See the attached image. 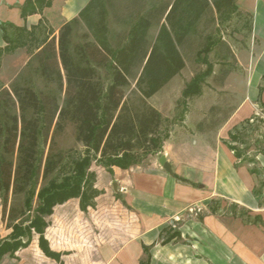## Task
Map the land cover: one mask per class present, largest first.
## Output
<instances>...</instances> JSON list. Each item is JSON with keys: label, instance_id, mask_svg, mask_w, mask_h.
<instances>
[{"label": "crops", "instance_id": "1", "mask_svg": "<svg viewBox=\"0 0 264 264\" xmlns=\"http://www.w3.org/2000/svg\"><path fill=\"white\" fill-rule=\"evenodd\" d=\"M91 1L0 0V90L9 86L23 65L47 41L58 38L65 24L78 20L73 36L77 26L87 32L80 14ZM175 1L152 0L148 4L143 0L139 12L129 20L118 11V0H110V9L118 24L129 25L126 31L129 32L132 23L140 16L157 8L161 11L168 4L163 15L151 20L148 40L153 46L161 27L165 25L170 29L166 18ZM209 2L210 9L191 28L187 41L179 49L186 64L182 50L191 44L195 35L198 36L204 19L210 17V21L216 23L223 36L215 40L212 35H207L216 43L211 53L219 46L224 47L226 55L219 62L227 63L234 59L239 70L234 68L222 84L215 81L216 86L209 90L208 95L223 93L239 96V105L233 113L218 118L215 113L217 107L212 113L211 109L215 106L208 104L202 110L193 108L184 112L177 123L174 119L177 108L168 107L163 100L173 94L172 85L181 78L185 67L148 100L164 119H174L162 150L142 156L129 169L112 167V175L127 205L138 218L136 234L121 246L97 242L86 246L83 239L80 242L79 237L74 239L71 233L63 234L58 227L60 222H68L73 216L60 219L54 215V210L52 215L44 217L47 227L42 244L51 254L42 249L41 235L33 229L29 245L20 247L13 255L4 253L0 264H141L148 253L152 254L151 264H264V151L255 153L249 160L244 152L242 158L236 157L230 148L242 151L236 146V143L242 142L238 137H232H236L237 131L246 125L253 124L254 116L263 111L264 0H236L232 8L222 9L221 13L216 10L213 0ZM104 3L109 16L107 0ZM125 9L129 10L127 6ZM231 14L238 19L248 17L250 22H225ZM154 28L156 35L152 41L150 36ZM29 48H35L32 55H29ZM199 50L196 51L197 60ZM246 66H251L252 70L245 71ZM197 75H193L192 79ZM220 75L221 72L213 71L207 78L218 80ZM186 87L177 92L179 96H183ZM202 94L203 87L201 93L193 97L199 98ZM153 101L155 103L152 104ZM195 111L211 112L209 115L201 113V117H207L209 122L205 127L196 125L193 118ZM162 156L166 158L170 170L161 164ZM191 209L195 210L191 223L196 227L187 233L194 240L192 245L179 247L169 246L168 243L151 253V246L158 242L163 230L189 215ZM28 223L24 222L22 226ZM12 232L13 229L0 245L5 241L15 242L10 239ZM17 240L26 243L29 237L21 236Z\"/></svg>", "mask_w": 264, "mask_h": 264}, {"label": "trees", "instance_id": "2", "mask_svg": "<svg viewBox=\"0 0 264 264\" xmlns=\"http://www.w3.org/2000/svg\"><path fill=\"white\" fill-rule=\"evenodd\" d=\"M236 0H213L216 10L232 8ZM157 8L140 16L132 23L129 32L119 34L116 42L110 40L108 12L104 0H92L80 14L87 32L83 44H74V26L78 20L65 24L58 38H52L34 55L41 78L54 84L64 95L63 103L55 93H38L29 85L13 83L0 90V202L4 217L9 213L17 221L14 208H9L11 195L25 194V207L33 210L34 198L38 206L34 215L24 222L14 223L11 240L0 245V258L6 252L12 255L26 247L33 229L43 233L47 227L44 217L52 215L57 205L70 199H79L85 211L93 204L99 192L94 188V175L89 173L92 162L99 160L104 167L129 169L142 156L162 150L167 134L163 131L165 120L160 111L147 101L167 85L185 67L179 47L188 39L191 28L210 9L209 0H176L167 15L170 29L163 25L156 42L151 46L148 33L151 20L158 19L168 8ZM216 43L206 37L198 52V61L207 65L205 72L197 75L187 85L183 96L193 97L202 91V82L213 73L207 57ZM8 50H10L8 48ZM109 74L104 81L101 71ZM230 69H222L219 84L224 83ZM136 81L135 92L139 102L127 98L126 88ZM216 109H211L212 113ZM75 130L76 140L84 146V155L72 159L65 168L64 156L55 154L56 139L68 126ZM237 139V137H232ZM50 142L49 154L43 168L44 179L62 172V181L36 191L40 175L39 146L41 140ZM236 157L243 153L230 146ZM28 236L23 243L17 240ZM149 264V262L147 263Z\"/></svg>", "mask_w": 264, "mask_h": 264}, {"label": "rangeland", "instance_id": "3", "mask_svg": "<svg viewBox=\"0 0 264 264\" xmlns=\"http://www.w3.org/2000/svg\"><path fill=\"white\" fill-rule=\"evenodd\" d=\"M143 0H118L119 9L118 11L123 14L124 18L133 19L141 6ZM148 4L152 0H145ZM154 1V0H153ZM109 8V28H110V40L114 43L117 40L119 34H124L129 29V25L118 24L114 19V15L110 9V0H107ZM128 7L129 10L125 9ZM122 7V8H121ZM124 7V8H123ZM113 15V16H112ZM226 18V17H225ZM229 18V20H228ZM240 23L247 22L249 24L250 20L248 17H241L238 19L236 15L231 14L225 22ZM156 28L151 32V40L153 41L156 35ZM85 30L80 26L76 27L75 35L73 36L74 44H83L85 39L83 38ZM212 35L215 40L222 37V32L216 27V23L210 21V17L204 19L200 25V31L198 36L193 37L191 44L182 50V53L186 60V68L181 78L175 80L172 88H174L173 94L165 98L163 103L170 106H175L177 108L176 117L174 118L177 122L180 121L185 113L190 112L193 108L202 110V107H207L208 104L217 107L215 112L218 118H224L228 113H233L234 109L239 105L237 95H228L223 93H215L213 95H208L209 90H212L216 86L215 81L212 77L204 79L202 82L203 94L199 98L196 97H184L179 96L178 93L188 84L192 82V76L207 69V65L201 60H197L196 51L201 49L206 41L207 35ZM233 44V43H232ZM235 45V44H233ZM239 46V45H238ZM35 48L28 50L29 55L34 53ZM226 55V49L224 47H217L216 50L209 55V61L212 63V69L216 73H220L222 69H230L231 71L237 67L236 61L230 59L227 63H221L219 60L223 59ZM262 65H264L262 63ZM251 66H246L245 71H251ZM242 71V70H241ZM244 72V70H243ZM101 75L104 81H107L109 74L105 71H101ZM19 83L21 85H29L38 93H55L60 98V103H63L64 95L61 94L56 85L46 83L40 76L38 71V63L33 56L26 64L23 65L20 73L14 78L11 83ZM177 83V84H176ZM1 87V86H0ZM136 81L131 80V84L126 88L127 98L131 102L138 103L139 95L135 92ZM178 92V93H177ZM173 96V97H172ZM149 102V101H147ZM155 101L152 102V104ZM264 105V104H263ZM167 107V106H166ZM193 118L197 124H202L206 126L208 119L207 117H201L202 114H210L209 112H194ZM202 113V114H201ZM188 114V113H187ZM207 116V115H206ZM255 117V122L253 124L246 125L243 129L237 131L236 137L242 143H236V146L247 155L250 160V156H254L255 153L264 151V106L263 111L259 112ZM172 121L164 119L165 123L163 126V131L168 135V131L172 128ZM179 123V122H177ZM209 123V122H208ZM50 142L46 144L41 140L39 146V160L41 165V172L36 179V191L39 192L42 188L48 186L51 181H62V172L56 171L49 177H43V168L47 155L49 154ZM55 154H62L64 156L63 165L65 168H70L72 166V159H79L84 155V146L82 143L76 140L75 130L70 125L66 128L64 133L56 139ZM89 173L94 175V188L99 192L98 195L93 200V204L88 206L84 211L81 206H79V200L72 199L67 205L57 206L54 208V215L58 216L60 219L62 217L73 216L68 222H60L58 227L62 230L63 234H72V238L79 241L85 242L86 246H90L93 242L98 244L114 243L118 246L123 245L127 242L133 234L138 231V218L134 210L127 205L121 189L117 185L116 178L112 175L113 171L104 167L101 161L94 160L92 162ZM116 183V188L114 186ZM25 194L11 195L9 199V208H14L16 215L19 219L17 221L11 220L9 218V213L4 217L2 204L0 202V243L12 230L14 223L22 222L27 220L29 217L34 215V210L38 206L37 198H34L33 210L31 212L25 207ZM195 213L194 209L189 211V215L179 219L178 221L172 223L168 228L164 229L161 238L156 242L155 245L151 246V253L156 248L159 249L161 245L169 246H189L192 245V240L189 236L192 230H195V225L191 223L192 214ZM80 216V219L78 218ZM182 234V237H181ZM63 236V235H61ZM70 237V235H69ZM177 240H175L176 238ZM71 238V237H70ZM175 241H173V240ZM70 239H68L69 241ZM173 241V242H172ZM76 243V242H75ZM94 245V244H93ZM152 254L147 255L141 264H151Z\"/></svg>", "mask_w": 264, "mask_h": 264}, {"label": "water", "instance_id": "4", "mask_svg": "<svg viewBox=\"0 0 264 264\" xmlns=\"http://www.w3.org/2000/svg\"><path fill=\"white\" fill-rule=\"evenodd\" d=\"M160 162H161V164L164 166V168L170 170V167H169L168 164L166 163V158H165L164 156H162ZM114 186H115V188H116V183H114Z\"/></svg>", "mask_w": 264, "mask_h": 264}]
</instances>
